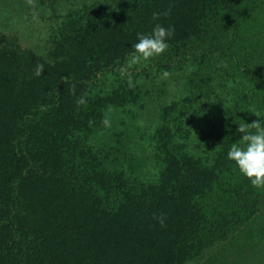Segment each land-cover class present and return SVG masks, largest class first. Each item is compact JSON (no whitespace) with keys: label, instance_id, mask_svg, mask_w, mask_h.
Wrapping results in <instances>:
<instances>
[{"label":"trees","instance_id":"trees-1","mask_svg":"<svg viewBox=\"0 0 264 264\" xmlns=\"http://www.w3.org/2000/svg\"><path fill=\"white\" fill-rule=\"evenodd\" d=\"M157 24L167 50L127 68ZM61 25L48 57L0 43V264H186L264 234L227 158L264 120V0H104Z\"/></svg>","mask_w":264,"mask_h":264},{"label":"rangeland","instance_id":"rangeland-1","mask_svg":"<svg viewBox=\"0 0 264 264\" xmlns=\"http://www.w3.org/2000/svg\"><path fill=\"white\" fill-rule=\"evenodd\" d=\"M99 1L104 0H0V43L10 42L13 39L23 48L48 57L54 40L60 36L58 31L60 25L69 11H79ZM74 12L76 11H72ZM175 94L174 91L165 98L171 99ZM143 118L147 121L148 117ZM207 122L208 120L204 121V125ZM109 127L115 128L113 121L108 123V130ZM49 163H51L49 160L45 163L46 168ZM30 206L31 201L27 200L26 209ZM259 215L260 222L264 225V187H262ZM33 233L38 238L43 235L37 227L34 228ZM186 264H264V234L256 236L253 240L242 241L233 238L230 242L207 251L199 261Z\"/></svg>","mask_w":264,"mask_h":264},{"label":"clouds","instance_id":"clouds-1","mask_svg":"<svg viewBox=\"0 0 264 264\" xmlns=\"http://www.w3.org/2000/svg\"><path fill=\"white\" fill-rule=\"evenodd\" d=\"M158 15V13H154V19ZM171 35L172 30L160 24L155 25L150 33H137V42L132 45L134 51L128 58L127 68L163 54L168 48V37ZM44 69V65L38 64L35 75L37 77L42 75ZM122 71L126 72V69ZM128 82L131 86L130 76ZM83 102L81 100V103ZM252 113L260 117L254 110ZM251 129H255V131H251ZM237 132L243 135L240 137L239 143H233L230 146L227 158L235 162L239 172L247 177L254 187H264V120L239 123ZM161 224L163 225V220H161Z\"/></svg>","mask_w":264,"mask_h":264}]
</instances>
